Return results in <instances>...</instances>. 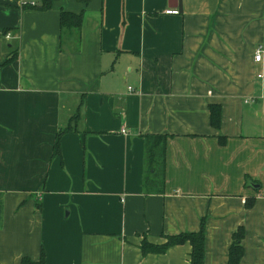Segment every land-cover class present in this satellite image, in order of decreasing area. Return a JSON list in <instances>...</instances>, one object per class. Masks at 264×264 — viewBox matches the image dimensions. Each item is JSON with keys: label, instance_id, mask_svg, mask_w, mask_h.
<instances>
[{"label": "crops", "instance_id": "crops-1", "mask_svg": "<svg viewBox=\"0 0 264 264\" xmlns=\"http://www.w3.org/2000/svg\"><path fill=\"white\" fill-rule=\"evenodd\" d=\"M179 1L0 0V264H264V0Z\"/></svg>", "mask_w": 264, "mask_h": 264}, {"label": "trees", "instance_id": "trees-1", "mask_svg": "<svg viewBox=\"0 0 264 264\" xmlns=\"http://www.w3.org/2000/svg\"><path fill=\"white\" fill-rule=\"evenodd\" d=\"M90 0H85L86 3H88ZM54 0H46L42 1L40 4L37 2V5L33 7V9L38 10H48L52 7ZM84 19V14H73L69 12H62L61 13V28L63 34L72 32V33H78L80 29L82 28ZM18 58V51L11 54L4 66H7L13 62H15ZM219 113L220 109L218 107L212 108V121L215 125L218 124L219 120ZM71 129L67 128L65 130H61L57 134V138L54 145V154L60 155L61 153V139L62 136L68 132H70ZM162 138L160 139V143L158 146L162 147ZM150 140L147 138V146H150ZM153 151V149H150ZM1 209H0V221H1ZM1 226V224H0ZM244 238V232L240 231L237 233L234 237V242L232 244V247L230 249L229 253V263L228 264H239L241 262V259L244 254V250L242 247V240ZM184 244H190L192 246V254H191V264H205V233L204 230H201L199 233H187V234H180L176 236H165V243L161 245H153L149 243L148 241L144 240L141 246V250L144 255L149 254H163L165 253L169 248L173 246H179ZM21 264H47L45 259V253L42 251L41 259L39 262H34L29 258H23L21 261Z\"/></svg>", "mask_w": 264, "mask_h": 264}, {"label": "built area", "instance_id": "built-area-1", "mask_svg": "<svg viewBox=\"0 0 264 264\" xmlns=\"http://www.w3.org/2000/svg\"><path fill=\"white\" fill-rule=\"evenodd\" d=\"M36 5H37V1L36 0H22V6L23 7L24 6L35 7ZM166 13L169 14V15H179L180 14V12L178 10H168ZM9 38L10 37L8 36V39ZM262 57H263V53H262V50L260 48L257 51L256 61L260 62ZM123 132L126 133L125 131H123Z\"/></svg>", "mask_w": 264, "mask_h": 264}, {"label": "water", "instance_id": "water-1", "mask_svg": "<svg viewBox=\"0 0 264 264\" xmlns=\"http://www.w3.org/2000/svg\"><path fill=\"white\" fill-rule=\"evenodd\" d=\"M179 2L181 3V0ZM181 8H182V5L180 4V6H179L180 11L182 10Z\"/></svg>", "mask_w": 264, "mask_h": 264}]
</instances>
